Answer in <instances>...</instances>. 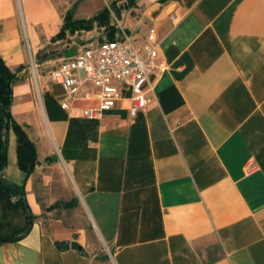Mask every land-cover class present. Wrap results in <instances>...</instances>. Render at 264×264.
Returning <instances> with one entry per match:
<instances>
[{"label": "crops", "instance_id": "obj_1", "mask_svg": "<svg viewBox=\"0 0 264 264\" xmlns=\"http://www.w3.org/2000/svg\"><path fill=\"white\" fill-rule=\"evenodd\" d=\"M77 1L0 0L10 112L39 162L26 180L16 133L0 122V179L25 183L36 217L0 185V236L24 235L0 244V264H264V0H131L134 18L116 10L133 42L154 33L166 68L149 77L136 116L123 85L96 119L83 115L99 105L95 86L71 96L49 76L99 30L98 42L112 29L119 39L122 24L108 5L115 23L57 39L69 10L78 20L104 9L82 15L89 0ZM71 199V209L45 210Z\"/></svg>", "mask_w": 264, "mask_h": 264}, {"label": "built area", "instance_id": "obj_2", "mask_svg": "<svg viewBox=\"0 0 264 264\" xmlns=\"http://www.w3.org/2000/svg\"><path fill=\"white\" fill-rule=\"evenodd\" d=\"M119 39L98 42L83 49L75 58L65 60L54 69L49 80L61 84L69 95H77L87 83L97 88L99 105L85 109L83 115L96 119L110 111L121 97V87L129 85L132 91L130 113L136 116L150 102L146 92H152L148 79L152 73H163L166 64L160 61L159 43L154 33L147 36L148 44L133 42L122 25ZM69 109V103L62 105Z\"/></svg>", "mask_w": 264, "mask_h": 264}, {"label": "trees", "instance_id": "obj_3", "mask_svg": "<svg viewBox=\"0 0 264 264\" xmlns=\"http://www.w3.org/2000/svg\"><path fill=\"white\" fill-rule=\"evenodd\" d=\"M113 8H115L116 3H113ZM112 8V5H111ZM64 24L61 29L60 34L57 35V39H63L66 34H76L78 31H92L93 25L96 23L99 26L110 24V15L108 7L104 8L100 13L93 16L91 19H75L74 12L69 10L64 15ZM112 29V27H110ZM109 34V40H113L115 35V30ZM15 80V75L12 70L7 67L5 61H3L0 56V122L4 128L8 124V129H12L17 136V160L19 169L23 174H25L26 180L29 178L32 173L35 171L38 160H37V150L36 146L29 138L28 133L23 129V127L18 124L11 115V102H12V85ZM6 143L2 145V150L0 153V171H3L7 166L6 160ZM51 162L53 159H48ZM1 188L12 197L18 198L17 202H22L25 205V209L28 211L31 222L36 218L32 215L28 204L25 201L26 191L25 183L21 185H9L4 182L3 179H0ZM78 202L75 199H71L70 202H57L55 205L45 208L46 211L55 210L58 207L65 209H71L75 207ZM24 235H10V236H0V244L2 242H15L22 239Z\"/></svg>", "mask_w": 264, "mask_h": 264}, {"label": "rangeland", "instance_id": "obj_4", "mask_svg": "<svg viewBox=\"0 0 264 264\" xmlns=\"http://www.w3.org/2000/svg\"><path fill=\"white\" fill-rule=\"evenodd\" d=\"M109 1L108 3H106L104 0H89L88 2H86L84 5H82L81 7V13L82 15H94L98 8L101 6L102 4V8H106L108 5H112V7L114 6L113 3L116 2V8L113 9L114 10V14L116 13V10H121V14H125L126 16H131L132 18L134 17H138L141 16V14H138V13H135L132 11L133 7H132V4H131V0H107ZM136 1V0H135ZM81 2V0L77 1V5H76V8L77 6L79 5V3ZM104 3V4H103ZM118 21L122 24V27L123 28H126V24H125V21L123 20V16L122 17H118L117 14H115ZM87 17V16H85ZM115 20L112 18L110 20V23H115L114 22ZM128 29V28H126ZM104 31V30H103ZM102 30H99L98 33L96 32V35H95V38L93 39L95 41V43H98V40L103 38L104 37V32ZM28 207L32 213V210H31V205L28 204ZM85 228L88 230V233L90 235V237L92 239H94V231L93 229L85 224ZM106 253H110L108 247H103L102 248Z\"/></svg>", "mask_w": 264, "mask_h": 264}, {"label": "water", "instance_id": "obj_5", "mask_svg": "<svg viewBox=\"0 0 264 264\" xmlns=\"http://www.w3.org/2000/svg\"><path fill=\"white\" fill-rule=\"evenodd\" d=\"M7 129H8V124L4 127L3 132H5ZM2 177H3V175H0V178H2ZM8 196H9L11 199L14 198V197H12L9 193H8ZM55 244H56V248L59 249V250H62V249H69V248L74 249V250H78V251H82V250H83V247H82L79 243H77L76 241H73V242L71 243V245L66 244L65 242H59V241L56 242Z\"/></svg>", "mask_w": 264, "mask_h": 264}]
</instances>
